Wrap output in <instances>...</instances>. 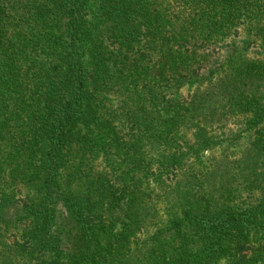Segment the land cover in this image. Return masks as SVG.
<instances>
[{"label":"trees","instance_id":"16d2710c","mask_svg":"<svg viewBox=\"0 0 264 264\" xmlns=\"http://www.w3.org/2000/svg\"><path fill=\"white\" fill-rule=\"evenodd\" d=\"M242 26L264 0H0V264H264V63L199 53Z\"/></svg>","mask_w":264,"mask_h":264},{"label":"rangeland","instance_id":"374dc122","mask_svg":"<svg viewBox=\"0 0 264 264\" xmlns=\"http://www.w3.org/2000/svg\"><path fill=\"white\" fill-rule=\"evenodd\" d=\"M200 51L201 52L199 51L198 52L201 54H207L209 56L208 62L204 65L202 69L204 72L219 68V66L223 65L228 59L232 57L233 58L241 57L249 61H259L261 63H264V47L261 46L260 43L254 42L253 37L248 35L247 29L244 28L243 26L239 29L238 35L236 37L229 38L216 45L203 48ZM197 82L198 81H193L192 84L189 83L181 89L184 97L191 95L195 91V88L197 87ZM105 106L110 113V110H112L115 107V100L114 99L109 100L105 104ZM246 128H247L246 123L244 122V120L240 118L236 120L233 124L228 126L226 129L219 130L218 131V136L220 137L219 140L225 137L223 135L224 133L228 135L229 131L231 133L233 132V134H237L239 137L236 138L235 141H237V143H235V145L228 147L226 150L219 149L218 152L216 153V156L221 157L222 155L220 154H224L226 156H233V155L237 156V154L241 152L248 145L250 141L249 140L250 133L245 130ZM227 144L228 143L225 141L224 145ZM242 197L246 198V199L242 198V201L245 199L244 201L245 205L247 204L254 205L258 203L260 200L264 201L263 200L264 195H262L261 198L259 194H256L255 198H251L250 200H249V195L247 194H245ZM241 208L244 207L242 206Z\"/></svg>","mask_w":264,"mask_h":264}]
</instances>
